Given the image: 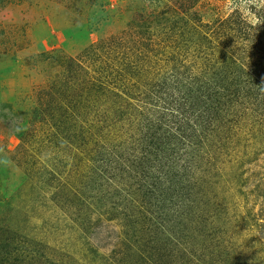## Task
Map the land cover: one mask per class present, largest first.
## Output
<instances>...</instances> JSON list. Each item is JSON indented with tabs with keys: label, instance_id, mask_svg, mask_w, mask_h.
<instances>
[{
	"label": "rangeland",
	"instance_id": "374dc122",
	"mask_svg": "<svg viewBox=\"0 0 264 264\" xmlns=\"http://www.w3.org/2000/svg\"><path fill=\"white\" fill-rule=\"evenodd\" d=\"M249 74L259 0H0V264H264Z\"/></svg>",
	"mask_w": 264,
	"mask_h": 264
},
{
	"label": "trees",
	"instance_id": "16d2710c",
	"mask_svg": "<svg viewBox=\"0 0 264 264\" xmlns=\"http://www.w3.org/2000/svg\"><path fill=\"white\" fill-rule=\"evenodd\" d=\"M236 23V22H235ZM249 27V26H246ZM249 33H245V37L248 36ZM247 39V38H245ZM227 66V62L225 64V67ZM226 70L228 71V69L226 68ZM247 76V75H246ZM264 76V75H263ZM215 79V77H213ZM211 78L212 83L214 82V79ZM256 79H254L253 77H251V75L249 74L248 76V88L249 90L253 89V90H257V93L262 92V90L264 89V80L262 82H256L254 81ZM212 83H210V80L208 79V82H206V87L200 86L201 88H199L197 90V94H198V99L199 100V109L197 110V116H198V124L195 127L196 128H200L201 127V131L204 133V136H208L209 135V131H211L210 127L211 124L214 123V117L218 115V113L220 114L218 107L217 109L215 108V103L216 100L214 101V95L211 92L212 88L211 85ZM215 85V82H214ZM209 87V88H208ZM201 90V92H199ZM199 92V93H198ZM187 111H188V116H192V109H193V103H192V99H190V101H187Z\"/></svg>",
	"mask_w": 264,
	"mask_h": 264
},
{
	"label": "clouds",
	"instance_id": "9594fccd",
	"mask_svg": "<svg viewBox=\"0 0 264 264\" xmlns=\"http://www.w3.org/2000/svg\"><path fill=\"white\" fill-rule=\"evenodd\" d=\"M243 3H256L257 0H242ZM228 4L231 5L232 4V0H228ZM259 4L260 5H264V0H259ZM253 23H256L257 21L255 20V18L253 17L252 21Z\"/></svg>",
	"mask_w": 264,
	"mask_h": 264
}]
</instances>
